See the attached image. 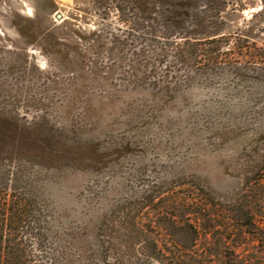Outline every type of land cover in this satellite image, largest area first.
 <instances>
[{
    "label": "rangeland",
    "instance_id": "374dc122",
    "mask_svg": "<svg viewBox=\"0 0 264 264\" xmlns=\"http://www.w3.org/2000/svg\"><path fill=\"white\" fill-rule=\"evenodd\" d=\"M225 17L179 62L115 42L90 0H0V230L7 203L23 220L5 249L159 264L151 250L175 247L200 202L217 224L242 206L264 227V2Z\"/></svg>",
    "mask_w": 264,
    "mask_h": 264
},
{
    "label": "trees",
    "instance_id": "16d2710c",
    "mask_svg": "<svg viewBox=\"0 0 264 264\" xmlns=\"http://www.w3.org/2000/svg\"><path fill=\"white\" fill-rule=\"evenodd\" d=\"M246 1L90 0V3L103 20L114 16L117 33L112 38L115 42L132 40L148 45L162 44L160 49L153 46L156 56L163 57L169 51L176 61L184 62L199 58L197 49H187L185 45L189 46L191 41L213 42L215 38H222L221 31L228 24L225 15L242 11ZM180 40L184 42L181 46ZM195 206L187 211L192 218H186L179 233L171 235L178 236L175 247L166 253L153 247L148 255L153 262L264 264V227H257L247 209L242 206L230 209V217L224 216L217 224L210 205L200 202ZM5 207L1 218L0 264H24L19 254L3 247L5 242L9 243L5 240V228L23 221L16 213L17 203H7ZM218 226L223 227L226 235L215 231Z\"/></svg>",
    "mask_w": 264,
    "mask_h": 264
},
{
    "label": "water",
    "instance_id": "95a60500",
    "mask_svg": "<svg viewBox=\"0 0 264 264\" xmlns=\"http://www.w3.org/2000/svg\"><path fill=\"white\" fill-rule=\"evenodd\" d=\"M56 18L57 19H61L62 18V15L61 14H56Z\"/></svg>",
    "mask_w": 264,
    "mask_h": 264
}]
</instances>
